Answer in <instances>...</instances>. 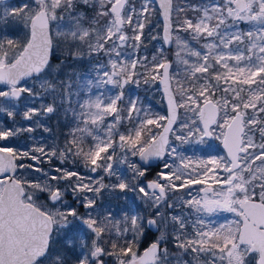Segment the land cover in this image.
Returning a JSON list of instances; mask_svg holds the SVG:
<instances>
[{"label": "snow or ice", "instance_id": "obj_1", "mask_svg": "<svg viewBox=\"0 0 264 264\" xmlns=\"http://www.w3.org/2000/svg\"><path fill=\"white\" fill-rule=\"evenodd\" d=\"M158 3L174 60L147 53L156 0H0V141H33L0 146V264H264V0ZM157 82L166 115L125 93Z\"/></svg>", "mask_w": 264, "mask_h": 264}, {"label": "rangeland", "instance_id": "obj_2", "mask_svg": "<svg viewBox=\"0 0 264 264\" xmlns=\"http://www.w3.org/2000/svg\"><path fill=\"white\" fill-rule=\"evenodd\" d=\"M12 3H21L22 0H11ZM157 8V7H156ZM158 11V9H157ZM159 23V27H157V24ZM150 30H151V34L153 35H156L158 38L156 40H151V41H146V43L149 45H151L153 42H154V45H155V49L161 47L163 45V41L162 39H160L161 37V22H160V19H159V15L157 14V17L154 18L153 15H151V22L150 24L145 28V34L146 36L149 35L150 33ZM9 31L11 32H14L16 34V36L20 39H23L25 37V35L27 34V29L24 28L21 24L17 23V24H10L9 25ZM53 32H55V29H53ZM164 46V45H163ZM165 47V46H164ZM167 49L166 51V55L167 57L170 59V60H174L175 59V49L173 47H165ZM154 49V50H155ZM154 50L152 51V54L154 52ZM66 52L63 51V50H59V51H56L55 55L56 56H59L61 59H64L66 57ZM67 63V62H66ZM96 61L95 60H92V64H95ZM175 67V64L173 65ZM139 70V68H138ZM77 72L79 70H76ZM85 74V73H83ZM111 92L113 94H115L116 90L115 89H112ZM125 93H126V96L128 95H132V96H139V98L143 101L144 105L146 106H150L151 107V104H150V101L149 97H153L155 98L156 101H163L162 100V94H161V91H160V88H159V85L158 83L155 84L154 88H151V89H146V87L141 84V86L139 88L137 87H134L132 85H129L126 89H125ZM220 95V92L217 91V96ZM151 111L152 112H155V113H158V114H161V115H165V110H163L162 108L159 110L157 108H154V107H151ZM183 109L180 110L181 112V119H183ZM18 121L20 123H27V122H24V121H20V118L18 117L17 118ZM109 120L111 119V117L108 118ZM10 123V122H8ZM48 124L49 126L51 127V123L50 121H48ZM0 126H7V123H0ZM124 129L121 128V131H123ZM159 131V130H157ZM32 135L34 136H41V135H44V136H48L49 134H46V133H42L41 131H37L36 133H33ZM1 143H3V145H9V146H13V147H20V148H23V147H26V146H29L33 143V141L29 138V134H26V133H21L20 135H18L17 137L15 138H12L8 141H0ZM48 143H52L53 141L52 140H48L47 141ZM217 144H219V141H216V140H209L207 142V144H204V145H212V146H217ZM2 145V146H3ZM198 146H202V145H186L184 146V150L186 151V153L188 155H191V156H197V157H203V156H206L208 154H201L197 151V149H195V147L197 148ZM214 154V153H212ZM219 154H222L221 152H219ZM25 163H31V161H25ZM58 164V163H57ZM57 164H54L53 165H57ZM41 167L45 168V169H49L50 166L49 164L47 163H44L43 165H41ZM77 170H79L80 172H82L83 174H85L86 176L89 175L85 169L83 168H78ZM149 170V169H148ZM122 171H126V169H122ZM160 171V168L156 171L158 172ZM39 173H33L29 178H36V177H39ZM100 173L97 172L94 174V176H99ZM196 189L200 188V186H194ZM187 191V190H185ZM199 195H203L202 192L199 193ZM132 196V194H131ZM69 200L71 201V197H69ZM106 204H112L113 207L117 206V205H120V206H123L124 204V201H117L115 199H111V198H106L105 201H104ZM211 220L214 221V223L216 225H223V224H229L231 221L233 220H238V217H235L234 214L232 213H229V212H219V213H216L214 214L212 217H210ZM155 236L156 234H154L153 238L152 239H155ZM177 250H173V252H176ZM185 259H190L189 257L185 256L184 257Z\"/></svg>", "mask_w": 264, "mask_h": 264}, {"label": "trees", "instance_id": "obj_3", "mask_svg": "<svg viewBox=\"0 0 264 264\" xmlns=\"http://www.w3.org/2000/svg\"><path fill=\"white\" fill-rule=\"evenodd\" d=\"M194 2H195V0H194ZM157 14H158V11H157V8H156V11L152 15L154 16V18H156L157 17ZM157 27H159V23L157 24ZM154 49H155V45H154V42H153L151 45L148 46L147 53L149 55H151L152 54V51ZM92 65H93L92 64V61H90L88 59H84V60L78 62V65H77L76 70H79L78 72L80 74L88 73L91 70V66ZM147 99H149L150 104H151V107L157 108L159 110L162 108L163 110H165V106H164L163 101H159L158 102L153 97H149ZM50 123H51V127L57 132V139L59 141H62L63 140V135L61 133L67 131V129L64 126L65 123H66V121L63 119V116L61 115L59 117V127L57 126V119L50 120ZM148 177H149V175L147 176V178ZM128 196L131 199L132 196H131L130 193L128 194ZM149 242L150 241H148V242H142L140 244V252L148 245Z\"/></svg>", "mask_w": 264, "mask_h": 264}, {"label": "flooded vegetation", "instance_id": "obj_4", "mask_svg": "<svg viewBox=\"0 0 264 264\" xmlns=\"http://www.w3.org/2000/svg\"><path fill=\"white\" fill-rule=\"evenodd\" d=\"M66 56H67V54H66ZM66 62H67L68 69L71 70L72 68H75V69L77 68L79 61H74L71 58H68ZM2 145H3V143L0 142V146H2ZM195 149H197V151L201 154H208L209 153V145L198 146L197 148L195 147ZM217 152L218 153L221 152L223 154V149H222V146L220 145V142H219V144H217V146L215 145L213 147L212 153L215 154ZM53 163L57 164L58 162L53 160ZM159 164H160V162L156 166L148 167V169H149L148 170V175H149L148 179H153L155 177L156 171L159 169V167H158ZM200 187H202V186H200ZM154 234H156V233H153V236H154ZM153 236H152V238H153ZM169 249L172 252H173V250H175L174 248L171 247V245H169ZM112 264H115L114 259L112 260Z\"/></svg>", "mask_w": 264, "mask_h": 264}, {"label": "water", "instance_id": "obj_5", "mask_svg": "<svg viewBox=\"0 0 264 264\" xmlns=\"http://www.w3.org/2000/svg\"><path fill=\"white\" fill-rule=\"evenodd\" d=\"M156 7H157V9H158V15H159V19H160V22H161V37H162V35H163V28H164V18H163V15H162V13L160 12V10H159V3H158V0H156ZM165 47H168L167 45H164ZM158 83V82H157ZM158 85H159V88H160V91H161V94H162V100H163V103H164V106H165V115L167 114V111H168V109H167V103H166V99H165V97H164V94H163V91H162V86L158 83ZM137 159V162L138 163H142V162H140L139 161V159L138 158H136ZM159 163V161H153V162H151L149 165H146V167L148 168V167H153V166H156L157 164ZM153 233H155V232H153ZM148 246V245H147ZM147 246L142 250V252L147 248ZM141 252V253H142Z\"/></svg>", "mask_w": 264, "mask_h": 264}]
</instances>
